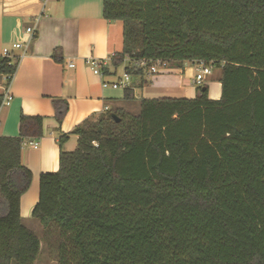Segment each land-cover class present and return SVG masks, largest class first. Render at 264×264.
<instances>
[{
    "label": "trees",
    "instance_id": "trees-1",
    "mask_svg": "<svg viewBox=\"0 0 264 264\" xmlns=\"http://www.w3.org/2000/svg\"><path fill=\"white\" fill-rule=\"evenodd\" d=\"M102 17L122 23L112 68L127 60L143 76L140 59L201 61L221 92L210 99L202 84L193 98H141L135 116L99 113L72 130V151L59 137L58 169L39 175L31 211L56 263L264 264V0H103ZM16 65L0 58V74ZM52 105L60 124L68 104ZM42 119L20 114L18 135L0 136V264L39 254L20 219L32 177L20 152Z\"/></svg>",
    "mask_w": 264,
    "mask_h": 264
},
{
    "label": "crops",
    "instance_id": "crops-1",
    "mask_svg": "<svg viewBox=\"0 0 264 264\" xmlns=\"http://www.w3.org/2000/svg\"><path fill=\"white\" fill-rule=\"evenodd\" d=\"M103 0H0V53L12 43L22 46L12 50L16 69L12 75L9 105L0 107V136L18 135L20 114L42 116V135L37 148L23 144L20 152L22 165L31 172L29 188L35 187L41 173L58 169L61 135L67 139L61 149L73 146L72 130L86 119L108 110H118L130 115L139 113L141 98H193L196 86L193 77L196 64L184 62L182 66L170 65L169 71L145 74L150 77L147 85L145 74L132 80L134 98L125 100L123 89L103 88L102 78L86 66L85 59H108L109 74L113 80L117 67L110 66V59L122 49V23L107 21L102 17ZM37 19L33 37L25 31ZM127 60L120 65L124 69ZM73 63V67L68 64ZM123 71V70H122ZM220 73L213 70L202 84L208 87V97L219 99ZM141 87L140 95L135 87ZM65 99L68 109L60 124L54 117L52 99ZM77 139V137H76ZM76 147V145H75ZM29 188L20 197V219L23 210L31 213L36 201L29 198ZM26 213V214H27Z\"/></svg>",
    "mask_w": 264,
    "mask_h": 264
},
{
    "label": "built area",
    "instance_id": "built-area-1",
    "mask_svg": "<svg viewBox=\"0 0 264 264\" xmlns=\"http://www.w3.org/2000/svg\"><path fill=\"white\" fill-rule=\"evenodd\" d=\"M37 19H34V22L32 25H29L26 27L25 31L30 35V38L33 37L34 29L36 25ZM22 45L20 43H12L10 46L3 47L1 49L0 58H12V50L21 47ZM108 59H97V58H86L85 64L86 66L91 70V72L95 75H98L102 78L101 86L103 88H112V89H125L129 88L130 86V74L127 73L124 69L116 75L115 73H112L115 77L113 80H106L105 79V73L103 71V68L108 65ZM137 65L144 67L146 69V72L148 74H159L165 71H169L170 69V62L166 60L161 59H155V60H147V59H140L136 61ZM196 64V73L193 77V83L195 85H202V82L206 75L211 73L210 66L205 65L203 62L198 61ZM69 67H73V63L68 64ZM0 94L2 95V100L0 103V107L4 105H9L10 101L12 99V95L9 91V85L10 80L12 76L10 75H4L0 74ZM23 144H28L32 146L33 148H37V141L29 140L27 143L22 142Z\"/></svg>",
    "mask_w": 264,
    "mask_h": 264
},
{
    "label": "rangeland",
    "instance_id": "rangeland-1",
    "mask_svg": "<svg viewBox=\"0 0 264 264\" xmlns=\"http://www.w3.org/2000/svg\"><path fill=\"white\" fill-rule=\"evenodd\" d=\"M117 71L120 72L121 67L118 66L117 67ZM213 72L215 73H219L218 69H213ZM145 74V73H144ZM145 79L147 80V85H150L149 83V78L147 74L144 75ZM132 80H137V76L135 75H131ZM135 93H137V95H140L141 93V87L140 86H136L135 87ZM73 139V146L72 149L69 151H72L73 149H75V145H76V137H72ZM29 198L31 196H33V198H35L34 201L37 200V195H38V191H37V183L35 185V187H31L29 188ZM32 198V197H31ZM25 210H23V214H22V224L27 227L32 233H34V235L39 239L40 242V250H39V254L36 258V261L34 264H57L56 263V253H55V247H54V241L52 240V237L48 238V236L46 237V235H44V230L41 227V225L39 224V222L34 219L33 217H31V213L28 211V213Z\"/></svg>",
    "mask_w": 264,
    "mask_h": 264
},
{
    "label": "water",
    "instance_id": "water-1",
    "mask_svg": "<svg viewBox=\"0 0 264 264\" xmlns=\"http://www.w3.org/2000/svg\"><path fill=\"white\" fill-rule=\"evenodd\" d=\"M113 117L115 118L116 121H118V118L115 115H113Z\"/></svg>",
    "mask_w": 264,
    "mask_h": 264
}]
</instances>
